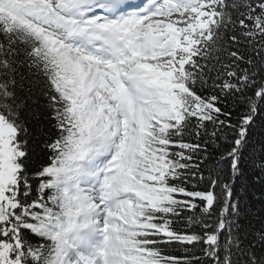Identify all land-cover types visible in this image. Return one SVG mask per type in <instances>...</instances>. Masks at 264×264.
Wrapping results in <instances>:
<instances>
[{"label":"snow or ice","instance_id":"snow-or-ice-1","mask_svg":"<svg viewBox=\"0 0 264 264\" xmlns=\"http://www.w3.org/2000/svg\"><path fill=\"white\" fill-rule=\"evenodd\" d=\"M253 178L264 0H0V264H264Z\"/></svg>","mask_w":264,"mask_h":264},{"label":"trees","instance_id":"trees-1","mask_svg":"<svg viewBox=\"0 0 264 264\" xmlns=\"http://www.w3.org/2000/svg\"><path fill=\"white\" fill-rule=\"evenodd\" d=\"M262 192H264V186L259 185L255 178L249 181V191L245 195L247 196L250 204L255 202V210H259L260 208L259 201L261 199Z\"/></svg>","mask_w":264,"mask_h":264}]
</instances>
